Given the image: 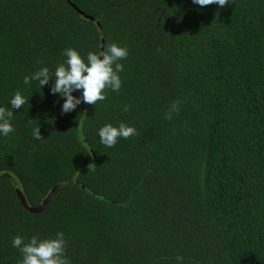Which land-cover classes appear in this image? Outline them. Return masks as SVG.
<instances>
[{
	"label": "trees",
	"instance_id": "1",
	"mask_svg": "<svg viewBox=\"0 0 264 264\" xmlns=\"http://www.w3.org/2000/svg\"><path fill=\"white\" fill-rule=\"evenodd\" d=\"M4 173L0 264H264V0H0Z\"/></svg>",
	"mask_w": 264,
	"mask_h": 264
},
{
	"label": "water",
	"instance_id": "2",
	"mask_svg": "<svg viewBox=\"0 0 264 264\" xmlns=\"http://www.w3.org/2000/svg\"><path fill=\"white\" fill-rule=\"evenodd\" d=\"M87 17L91 18L92 20L94 19L92 16L90 15H87ZM90 86V82L88 83L87 87L85 88V91H84V96H85V93L88 89V87ZM3 178H12L14 180V178L8 174V173H4L0 176V182ZM15 182V186H16V190H17V194L19 196V199L22 203V205L27 208L28 210L32 211V212H40L42 210H44L48 204L50 203V201L52 200V198L55 196V194L57 193L59 187H55L49 194L48 196L44 199L43 203L40 204L39 206H30L28 201H27V198L25 196V194L23 193V191L21 190L20 186L18 185V183L14 180Z\"/></svg>",
	"mask_w": 264,
	"mask_h": 264
}]
</instances>
